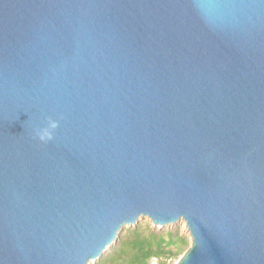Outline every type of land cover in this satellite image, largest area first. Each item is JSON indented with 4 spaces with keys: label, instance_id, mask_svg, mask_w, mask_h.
Wrapping results in <instances>:
<instances>
[{
    "label": "water",
    "instance_id": "95a60500",
    "mask_svg": "<svg viewBox=\"0 0 264 264\" xmlns=\"http://www.w3.org/2000/svg\"><path fill=\"white\" fill-rule=\"evenodd\" d=\"M141 217L186 225L175 264H264V0H0V264Z\"/></svg>",
    "mask_w": 264,
    "mask_h": 264
},
{
    "label": "trees",
    "instance_id": "16d2710c",
    "mask_svg": "<svg viewBox=\"0 0 264 264\" xmlns=\"http://www.w3.org/2000/svg\"><path fill=\"white\" fill-rule=\"evenodd\" d=\"M190 245L188 233L178 225L160 228L138 223L120 234L95 264H172Z\"/></svg>",
    "mask_w": 264,
    "mask_h": 264
},
{
    "label": "clouds",
    "instance_id": "9594fccd",
    "mask_svg": "<svg viewBox=\"0 0 264 264\" xmlns=\"http://www.w3.org/2000/svg\"><path fill=\"white\" fill-rule=\"evenodd\" d=\"M59 126V121L48 118L44 126H37L33 129V137L40 142L47 143L54 138V130Z\"/></svg>",
    "mask_w": 264,
    "mask_h": 264
},
{
    "label": "rangeland",
    "instance_id": "374dc122",
    "mask_svg": "<svg viewBox=\"0 0 264 264\" xmlns=\"http://www.w3.org/2000/svg\"><path fill=\"white\" fill-rule=\"evenodd\" d=\"M147 222H150V223L152 224L150 218H148V217H141V218H139V220H138L135 224H132V225H125V226H123V230L120 232V234H122V233H123V234L127 233V230H128V229L132 228L134 225H136V224H138V223H140V224H145V223H147ZM176 225L180 226V228L182 229V231L187 232L188 235H189V232H188V230H187L186 225H185L184 223L180 222V221H177L176 223H173V224L166 225L165 227L172 228V227H174V226H176ZM152 226H155V225L152 224ZM120 234L118 235L117 239L119 238ZM189 237H190V235H189ZM117 239H116V240H117ZM105 251H110V247H108ZM181 256H182V255H181ZM181 256H180V257H181ZM180 257H179V258H180ZM179 258L173 260L172 264H175V263L179 260ZM95 261H96V260H95ZM95 261H94V260H91V261H89V264H95Z\"/></svg>",
    "mask_w": 264,
    "mask_h": 264
}]
</instances>
